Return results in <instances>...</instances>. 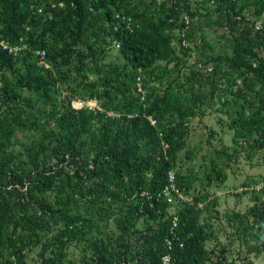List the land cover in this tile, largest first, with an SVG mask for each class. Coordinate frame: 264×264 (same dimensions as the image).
Here are the masks:
<instances>
[{"label": "trees", "instance_id": "1", "mask_svg": "<svg viewBox=\"0 0 264 264\" xmlns=\"http://www.w3.org/2000/svg\"><path fill=\"white\" fill-rule=\"evenodd\" d=\"M194 1L217 7L194 12ZM251 1L250 6L249 0H171V8L157 17L133 12L128 0H0V35L11 42L27 35L30 45L18 57L0 50V264H31L28 252L34 250L35 264H165V256L169 264L212 262L207 244L215 224H203L201 216L213 214L218 199L197 194V203L207 201L204 210L188 205L172 210L157 194L171 168L188 193L176 168L186 145L185 118L196 117L199 104L216 95L237 117L231 129L238 150L248 160L264 151V28L255 31L258 20H251L264 15V0ZM245 10L254 12L248 17ZM183 12L191 19H222L233 36V52L196 65L174 104L152 90L143 110L135 87L138 71L148 90L147 78L160 82L158 72L169 76L170 64L182 62V55L175 57V35L185 33L179 47L189 51L185 42L194 25L178 24ZM118 14L133 18V30ZM36 49L46 51L50 69L39 65ZM113 49L122 63L104 71L99 62ZM59 85L69 91L60 100ZM79 97L97 100L119 116L75 109L72 102ZM214 167L224 183L223 169ZM143 191L153 198H141ZM250 202L245 212L227 215V223L252 257L264 255V191L252 192ZM172 213L179 216L180 242L169 251ZM75 248L81 253L77 261L70 258Z\"/></svg>", "mask_w": 264, "mask_h": 264}, {"label": "rangeland", "instance_id": "2", "mask_svg": "<svg viewBox=\"0 0 264 264\" xmlns=\"http://www.w3.org/2000/svg\"><path fill=\"white\" fill-rule=\"evenodd\" d=\"M128 1L133 12H137L133 9L147 10L154 13L157 17L160 14H164L172 6L171 0ZM249 2L251 6L253 2L251 0ZM241 5L239 4L238 8H241ZM216 7V4L212 3L203 4L198 1L192 3L194 12H201L202 14H205L207 10L214 11ZM254 7L252 6L251 8L254 10ZM253 10H245L244 14L250 17ZM179 19L178 24H181V20H185L187 24L193 23L194 25L187 33V42H185L189 46V51L184 54L179 47L178 41L185 36V33L175 35L173 43L175 57L177 56L176 52L182 55V62L179 64L180 66H175L174 63L170 64L169 67L172 68L174 73L172 74L171 72L169 76L164 75V70L158 72L157 76H163V80H160V82L156 81L154 77L152 79L147 78L148 90L144 86L145 76L142 70L138 71V75L142 76V84L147 94L144 103L140 99L143 110L148 108V94L150 95L152 90L158 89L161 92L159 94H167L169 101L174 104L177 96H181V86H184L187 81L186 77L192 75L196 65L199 64L198 66H200L206 57L231 55L233 52V36L228 32L227 26L221 23L222 19H218V16L191 19L183 12ZM251 20L254 22L258 20L256 21L257 27L255 31L264 28V15L261 18L252 17ZM121 63L122 60L119 53L113 49L108 51L105 59L99 62V67L106 71L111 69V66ZM161 65L163 68L166 66L164 63ZM46 68L50 69V66ZM212 68L213 65H209L204 73L206 74L207 72L209 74ZM92 79L94 80L96 77L94 76ZM238 83L240 84L241 81H238ZM205 89L208 90L206 92L209 94L208 83ZM67 93L69 91L66 90V87L58 86V94L56 96H60L58 97L59 100L61 97L66 96ZM137 95L139 96L138 93ZM186 97L187 95L184 94L182 99L185 101ZM221 97L216 95L213 101L204 100V103H200L196 108L198 113L196 117L185 118L186 126H188L185 138L186 145L178 155L176 168L180 176L188 182L190 188L187 194L192 196L197 194L202 196L209 195V200H211L212 196L218 199V204L214 208L213 214H208L205 211V214L203 213L201 216L203 224L210 225V222L215 224L212 228H209L210 232H212V238L207 244V248L212 252V262L210 264H264V255L249 257L246 254L236 239L235 231L229 228L227 223V215H231L233 212L243 213L252 205L250 195L255 191H244V189L246 185L250 183L252 185L258 179H264V151L255 153L253 159L248 160L247 153L238 150L239 146L234 143V132L231 129L232 120L237 117L233 114H228L226 109L221 107V102L224 99L223 96ZM78 99L84 100L79 97L73 100L72 103L74 104ZM84 101L97 102L102 107L97 100ZM187 107L188 104L184 106V108ZM217 165L223 169L224 176H226L224 183H221L220 178L217 177V169H214V166ZM245 192L250 194L240 196ZM111 228L115 230L114 224L111 225ZM72 251L73 254L70 258L76 261L79 260L81 256L80 250L75 248ZM37 254V250L28 252V260L31 264L36 263ZM246 257H249V260H245Z\"/></svg>", "mask_w": 264, "mask_h": 264}, {"label": "built area", "instance_id": "3", "mask_svg": "<svg viewBox=\"0 0 264 264\" xmlns=\"http://www.w3.org/2000/svg\"><path fill=\"white\" fill-rule=\"evenodd\" d=\"M41 11V10H40ZM117 18L119 19L120 23L125 25L129 30H133L134 20L132 17H129L125 14H118ZM27 31L30 30L29 27L26 28ZM117 48L120 47V44L116 45ZM0 50L6 52L7 54L18 57L21 54L30 50V45L28 41L27 35H22L16 42H11L8 39L3 38L0 35ZM35 56L38 58V63L41 66L48 67L49 64L47 62V53L43 49H36L34 51ZM136 89L137 93L140 96V99L143 103L146 101L147 94L142 84V76L138 75L136 78ZM73 107L75 109H89L90 111L99 112V113H106L109 117H117L119 116L117 113L112 111H106L102 108L97 102H86L83 100H77L74 102ZM139 114H136L138 116ZM133 117V115H130ZM152 126H157L158 121L151 115H144ZM162 136V133H160ZM163 148L165 151L169 149V144L166 142L163 143ZM246 190L249 191H264V180H258L254 182L252 185L248 186ZM136 195L134 196V198ZM141 198H148L149 200L153 198L149 192L143 191L140 193ZM157 198L166 200L169 204L172 205V210H175L178 205H188L190 207H196L200 210H204L206 206V202H199L197 203L195 197L186 193L185 189H182L178 184V175L177 171L173 168L169 169L166 174V183L161 190L160 193L157 194ZM152 206V205H151ZM173 217L171 220V231L170 236L166 239L167 248L171 251L174 247V243L180 242V238L177 233V228L179 227V216L175 213H172ZM180 247H183V243H180ZM171 261L170 256L164 257L165 264H169Z\"/></svg>", "mask_w": 264, "mask_h": 264}]
</instances>
